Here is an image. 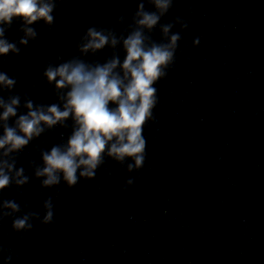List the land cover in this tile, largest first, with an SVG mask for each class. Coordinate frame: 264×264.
I'll use <instances>...</instances> for the list:
<instances>
[{"label": "water", "instance_id": "95a60500", "mask_svg": "<svg viewBox=\"0 0 264 264\" xmlns=\"http://www.w3.org/2000/svg\"><path fill=\"white\" fill-rule=\"evenodd\" d=\"M140 4L159 14L152 0H64L54 26L31 25L37 38L27 46L14 19L5 36L20 53L0 57V71L17 81L0 97H20L9 125L27 114L28 100L63 107L43 76L49 64L79 58L95 66L114 57L123 63V39L138 27ZM90 27L119 43L81 53ZM143 32L149 44L181 36L174 64L156 85L159 104L144 130L143 167L130 171L131 158L121 163L105 155L93 179L81 178L74 188L63 180L43 186L46 177L35 175L42 154L67 144L71 118L45 127L21 152H0V160L14 161V171L23 168L28 177L0 191V264L5 255L11 264H264V0H173L154 29ZM48 201L53 222L44 224ZM25 215L32 228L17 232L13 222Z\"/></svg>", "mask_w": 264, "mask_h": 264}, {"label": "clouds", "instance_id": "9594fccd", "mask_svg": "<svg viewBox=\"0 0 264 264\" xmlns=\"http://www.w3.org/2000/svg\"><path fill=\"white\" fill-rule=\"evenodd\" d=\"M64 0H0V57L10 53L18 55L20 49L10 43L5 36L14 19L22 23L25 33L20 43L27 46L30 39L37 38V32L31 25L42 21L51 28L55 24V11ZM157 13L144 11L139 5L136 13L137 28L123 39L126 57L121 63L114 57L107 63L87 64L79 58H73L53 66L49 64L43 76L49 85H53L62 101L50 106L36 105L28 100L24 107L27 114L19 115L14 126L9 125L10 118L17 117L20 106L19 95L10 96L8 100L0 97V152L3 157L23 151L29 143L40 137L45 127L52 128L71 118L73 131L64 146H54L50 152L42 154V168L35 175L46 177L42 180L45 187L59 185L61 180L67 187L74 188L81 178L93 179L98 166L102 165L104 156L112 157L123 163L125 158L134 160L129 163L131 171L134 167H143L147 156V141L144 130L154 120V111L159 104L156 85L167 77L170 65L174 64L175 52L181 36L172 34L167 44L147 43L148 37L143 30H153L161 16L168 12L173 0H152ZM184 27H187L185 24ZM171 25L163 28L166 37ZM119 41L111 32L90 27L78 45L81 53H97L106 45L115 47ZM199 45V39L195 41ZM119 69V71H117ZM15 78L0 71V90L12 91L16 87ZM15 162L0 160V191L5 190L14 182L22 186L28 183L23 168L14 171ZM79 170V176L77 175ZM132 183L131 180L128 181ZM5 208L18 212L20 209L14 202H5ZM47 213L42 221L44 224L53 222L52 204H45ZM6 215L8 213H5ZM29 216L16 219L13 228L19 232L31 229ZM0 251H4L0 248ZM11 255L4 256V264H11Z\"/></svg>", "mask_w": 264, "mask_h": 264}]
</instances>
